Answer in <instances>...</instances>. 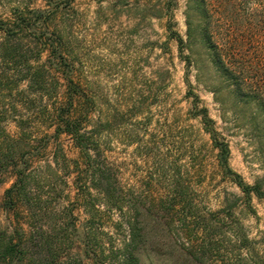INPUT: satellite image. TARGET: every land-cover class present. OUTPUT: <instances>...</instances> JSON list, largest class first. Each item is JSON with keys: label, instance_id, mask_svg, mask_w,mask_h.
Listing matches in <instances>:
<instances>
[{"label": "rangeland", "instance_id": "374dc122", "mask_svg": "<svg viewBox=\"0 0 264 264\" xmlns=\"http://www.w3.org/2000/svg\"><path fill=\"white\" fill-rule=\"evenodd\" d=\"M44 2L2 0L0 16ZM52 30L61 33L64 60L86 96V127L101 128L98 159L109 168L123 208L105 204L95 191L96 209L75 200L76 172L63 162L54 165L52 153L62 148L76 160L77 149L65 134L56 140L44 116L32 129L36 168L29 207L3 206L14 171L0 174V250L9 239L27 250L22 260L0 258V264H38L45 256L55 257L54 264H93L98 258L129 264L126 243L138 264H264V198L251 194L247 202L232 174L249 185L262 179L264 189V110L258 104L264 99V0H205L199 8L189 0H73L51 21ZM173 32L182 37V48ZM219 55L239 71L244 94L216 65ZM50 73L61 99L62 74L52 67ZM194 104L206 109L227 142L232 173L219 165ZM5 124L14 135L15 122ZM68 171L69 186L63 182ZM178 185L193 207L168 209L163 216L152 205L171 199ZM181 212L188 215L185 224L174 220ZM130 216L135 237L128 241ZM194 217L208 225L211 249L205 255L190 254L194 238L184 234L195 227ZM88 226L93 254L86 257Z\"/></svg>", "mask_w": 264, "mask_h": 264}, {"label": "trees", "instance_id": "16d2710c", "mask_svg": "<svg viewBox=\"0 0 264 264\" xmlns=\"http://www.w3.org/2000/svg\"><path fill=\"white\" fill-rule=\"evenodd\" d=\"M72 1L45 0L43 7L16 6L9 10V17L0 16V174L8 169L14 171V180L5 189L2 200L3 206L8 209H16L23 205L24 208L29 207L31 199L29 194L32 189L31 172L36 168L35 165L32 166L34 148L31 142L34 138L32 129L34 122L37 121L38 123L45 120L44 116L51 120L48 125L53 127V137L57 140L61 134H65L72 140L77 149L78 158L76 160L68 159L62 152V148H56L52 153L54 165L59 166L63 162L64 167L69 169L73 166L76 172L71 181L74 190H76L75 200H80L84 207L96 209L95 200L97 199L92 193L95 191L101 196L105 204L110 207L115 206L119 210L123 208L114 198L109 168L99 162L98 159L101 153L98 139L101 128L97 126L88 129L86 127L89 115L85 106L86 96L82 93L78 82L71 77V71L64 60V43L61 33L57 30L50 31L51 21L56 18L60 11L68 8ZM189 1L198 8L205 7V0ZM189 28L188 23V30ZM173 36L182 48L184 43L182 37L176 32H173ZM207 42L210 43V47L213 46L212 41L208 40ZM43 54L48 57V62L42 60ZM218 57L220 61L215 60L216 65L227 78L233 80L232 84L236 85L237 91L243 92L240 79L237 77L239 71L235 67L225 65L221 56ZM51 67L61 72L65 82V92L61 99H58L57 93L53 90L58 80L50 73ZM258 104L264 110L263 98L259 99ZM193 107L198 109L197 104H194ZM196 114H201L204 128L208 130L213 146L217 149L219 165L232 173L228 164L230 150L227 142L220 138L218 132L213 128V121L204 107L199 108ZM9 119L14 121L17 127L14 135L10 134L5 126ZM70 174L68 171L65 175V181H63L67 186L70 184L69 179H67ZM232 174L247 202H249L251 194L264 198L262 179L249 185L244 183L236 173ZM178 189L172 193L171 199H161L158 201L159 204L152 206L156 207L158 212L161 211L163 216L167 214L168 209L192 208L193 199L181 186ZM65 196L69 197L70 195L68 193ZM68 211V215L72 216L71 209ZM187 216L183 212L180 218L174 220H181L180 222L184 223ZM133 220L134 216H130L125 222L129 232L128 241L135 237L133 225L135 221ZM194 220L195 227L186 229V233H184L187 240L194 238L191 239L194 241L189 249L190 254L205 255L207 250L211 249L208 243V225L204 218L196 219L194 217ZM91 222V219H88L89 225ZM71 225L73 228L76 226L73 222ZM89 228L88 226L83 234V249L86 257L93 254V247L88 241L89 238H92ZM206 234H208L207 237ZM42 240L49 243L46 237H42L39 241ZM2 244L0 258L9 259L11 262L22 260L27 252L26 249L18 246L20 244L12 242L11 239ZM129 248L130 243H126L125 250L128 249V251L125 253L124 257L127 258L124 260L128 261L129 264H138ZM37 260L38 264H54L55 257L49 259L45 256ZM77 264L85 263L79 261ZM93 264L107 263L98 258V260L93 261Z\"/></svg>", "mask_w": 264, "mask_h": 264}]
</instances>
